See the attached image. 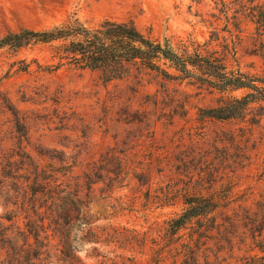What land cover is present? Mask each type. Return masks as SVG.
Segmentation results:
<instances>
[{"label":"rangeland","instance_id":"rangeland-1","mask_svg":"<svg viewBox=\"0 0 264 264\" xmlns=\"http://www.w3.org/2000/svg\"><path fill=\"white\" fill-rule=\"evenodd\" d=\"M213 2L0 0V37L21 28L42 29L75 13L85 23L130 19L154 38L189 37L202 43L212 30L226 36L222 17H210L217 16ZM250 32L246 26L229 68L263 77L264 58L254 55ZM226 43L231 46L229 38ZM48 53L45 46L0 50V182H6L1 167L18 149L42 164L49 161L39 154L77 155L81 163L75 175L86 163L111 154L115 160H104L102 166L118 174L122 187L106 191L100 190L104 184L92 186L88 211L94 228L111 226L120 235L155 237L179 213L182 195L214 193L227 197L228 205L215 214L218 227L205 240L203 256L210 264H238L245 255H261L264 103L251 105L240 119L198 120L197 109L213 106L218 97L204 87L149 71L131 70L111 80L98 71H46ZM6 211L0 197V216ZM90 246L99 251L84 244L76 253L85 264H95L85 257ZM115 251L125 258L132 255L122 264H145L149 254L147 246Z\"/></svg>","mask_w":264,"mask_h":264},{"label":"trees","instance_id":"trees-1","mask_svg":"<svg viewBox=\"0 0 264 264\" xmlns=\"http://www.w3.org/2000/svg\"><path fill=\"white\" fill-rule=\"evenodd\" d=\"M213 1L217 16L210 17L214 21L222 17L221 31L231 46L215 30L202 43L189 37L173 41L154 38L149 29L139 31L130 19L104 18L90 24L70 13L42 29L5 33L0 37V50L45 46L50 62L42 67L46 71H98L111 80L135 70L187 81L218 95L213 106L197 109L198 120H236L245 117L251 105L264 103V76L241 72L237 66L232 70L228 64L229 58L235 62V45L246 26L251 27L254 55L264 58V0ZM237 91L240 95H229ZM50 155H38L49 161L42 164L40 158L18 149L1 167L6 182H0V197L7 211L0 216V264H85L76 256L84 244L99 247V251L88 247L90 254L85 256L95 264L130 262L132 255H116L115 249L131 253L134 246H147L145 264H210L202 254L205 240L218 227L215 214L227 207V197L184 194L179 213L164 222L160 234L148 239L120 235L116 227L94 228L88 211L92 186L104 184L100 190L106 191L122 187L118 174L102 166V161L115 158L100 156L75 175L81 163L77 155ZM258 251L261 255H245L238 264H264L263 241Z\"/></svg>","mask_w":264,"mask_h":264}]
</instances>
